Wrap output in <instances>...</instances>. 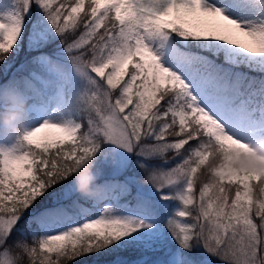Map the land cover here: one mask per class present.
I'll list each match as a JSON object with an SVG mask.
<instances>
[{"label": "snow or ice", "instance_id": "snow-or-ice-1", "mask_svg": "<svg viewBox=\"0 0 264 264\" xmlns=\"http://www.w3.org/2000/svg\"><path fill=\"white\" fill-rule=\"evenodd\" d=\"M0 81V264H264V0H0Z\"/></svg>", "mask_w": 264, "mask_h": 264}, {"label": "clouds", "instance_id": "clouds-1", "mask_svg": "<svg viewBox=\"0 0 264 264\" xmlns=\"http://www.w3.org/2000/svg\"><path fill=\"white\" fill-rule=\"evenodd\" d=\"M12 105H8V110L0 114V130L5 133L14 134L19 130L22 123L21 117L27 114V105L20 102L18 110H11ZM251 152H242L233 154L230 164L237 169H253L256 167L264 166V141L254 142L251 145ZM221 163L218 157H214L207 167L209 169ZM91 161L81 165L77 171V184L79 191L84 194H93L95 189L92 187L95 177L91 172ZM182 177L170 176L164 169H153L146 172L144 177L145 183H150L158 187H172L178 188Z\"/></svg>", "mask_w": 264, "mask_h": 264}, {"label": "trees", "instance_id": "trees-1", "mask_svg": "<svg viewBox=\"0 0 264 264\" xmlns=\"http://www.w3.org/2000/svg\"><path fill=\"white\" fill-rule=\"evenodd\" d=\"M24 55H25V53H24V51H22L21 52V54H20V56L19 57H17L16 58V63H21L22 61H23V59H24ZM15 66L16 65H14V68H15ZM14 70V69H13ZM0 82H2V81H0ZM173 155V153H169V157H171ZM176 161H173V165H170V166H174V163H175ZM151 163H159V161H153V162H151ZM102 167H104V171H103V175H101L102 177H107V178H110V175H112V171H111V169H109L108 167H106V166H102ZM126 177H129V176H135L136 178H137V181L139 182V183H143L144 182V177H145V175H146V173L144 172V171H142V170H140V169H133V170H131V171H127V172H125V174H124ZM206 179V177L205 176H201V182H203L204 180ZM96 183H102V179H97V181H96ZM199 184L197 185V192H198V188H199ZM167 191V190H166ZM80 195V193L79 192H77V193H74L73 194V199H75V198H77L78 196ZM136 196V194H135V192H134V190H131V194L128 196V197H126V199H129V200H134V197ZM83 202V201H82ZM168 204H169V208L170 209H172V208H174L175 206H176V203L177 202H175V201H170V202H167ZM90 259H93V257H84V258H82L81 260H79V261H77L76 262V264H86V261H88V260H90ZM216 264H221V262L220 261H216Z\"/></svg>", "mask_w": 264, "mask_h": 264}, {"label": "rangeland", "instance_id": "rangeland-1", "mask_svg": "<svg viewBox=\"0 0 264 264\" xmlns=\"http://www.w3.org/2000/svg\"><path fill=\"white\" fill-rule=\"evenodd\" d=\"M20 63H16L15 65H19ZM109 168V167H108ZM109 169H111V168H109ZM111 171H112V176H111V180H108V181H124V180H126V179H121V177H123L124 176V173H120V174H115L114 173V171H113V169H111ZM105 178H107V177H102V176H100L98 179H102V182H104V181H107ZM127 178V177H126ZM133 185L135 186L134 188H135V192H136V194H137V191H138V184L137 183H132L131 184V188L133 187ZM145 190H147V185H145Z\"/></svg>", "mask_w": 264, "mask_h": 264}]
</instances>
